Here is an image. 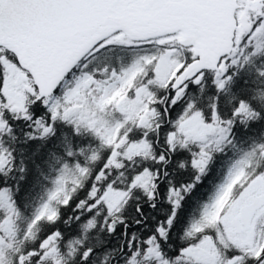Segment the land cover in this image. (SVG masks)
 I'll return each mask as SVG.
<instances>
[{"label":"snow or ice","instance_id":"obj_1","mask_svg":"<svg viewBox=\"0 0 264 264\" xmlns=\"http://www.w3.org/2000/svg\"><path fill=\"white\" fill-rule=\"evenodd\" d=\"M0 264H264V0H0Z\"/></svg>","mask_w":264,"mask_h":264}]
</instances>
